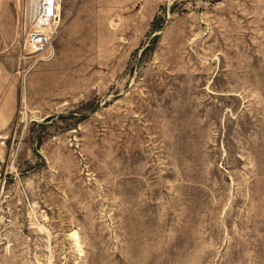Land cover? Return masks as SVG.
Segmentation results:
<instances>
[{"label": "rangeland", "instance_id": "rangeland-1", "mask_svg": "<svg viewBox=\"0 0 264 264\" xmlns=\"http://www.w3.org/2000/svg\"><path fill=\"white\" fill-rule=\"evenodd\" d=\"M26 1H0V264H264V0H63L47 60Z\"/></svg>", "mask_w": 264, "mask_h": 264}, {"label": "built area", "instance_id": "built-area-1", "mask_svg": "<svg viewBox=\"0 0 264 264\" xmlns=\"http://www.w3.org/2000/svg\"><path fill=\"white\" fill-rule=\"evenodd\" d=\"M1 1V0H0ZM63 0H27L21 23L23 54L47 60L55 55L54 42L61 32Z\"/></svg>", "mask_w": 264, "mask_h": 264}, {"label": "bare ground", "instance_id": "bare-ground-1", "mask_svg": "<svg viewBox=\"0 0 264 264\" xmlns=\"http://www.w3.org/2000/svg\"><path fill=\"white\" fill-rule=\"evenodd\" d=\"M18 32H19V30H18Z\"/></svg>", "mask_w": 264, "mask_h": 264}]
</instances>
